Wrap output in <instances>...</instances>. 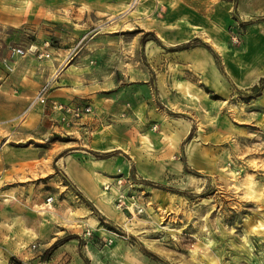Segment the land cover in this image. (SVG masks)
Listing matches in <instances>:
<instances>
[{
  "label": "rangeland",
  "instance_id": "1",
  "mask_svg": "<svg viewBox=\"0 0 264 264\" xmlns=\"http://www.w3.org/2000/svg\"><path fill=\"white\" fill-rule=\"evenodd\" d=\"M183 15L204 29L179 46L134 28ZM17 66L38 86L17 119L41 105L57 127L25 144L41 154L39 213L69 192L99 217L100 232L0 246V264H264V0H0V81ZM62 87L99 98L65 103L99 110L98 134L125 139L134 128L136 154L116 151L101 185L121 220L101 215L58 165L74 140L103 157L82 140L87 115L47 106ZM73 239L76 248L56 256Z\"/></svg>",
  "mask_w": 264,
  "mask_h": 264
},
{
  "label": "crops",
  "instance_id": "2",
  "mask_svg": "<svg viewBox=\"0 0 264 264\" xmlns=\"http://www.w3.org/2000/svg\"><path fill=\"white\" fill-rule=\"evenodd\" d=\"M207 2H212V0H206ZM87 7L89 6H84V9ZM56 15L53 19L57 24L67 20V17H63L62 14ZM187 18L186 20L183 15V17L177 16L174 20L168 19L169 21L148 19L142 24L134 25V28L138 26L147 33H154L168 46H179L200 35L199 29H204V25H201V21L195 16L191 15ZM35 46L38 50L42 49L38 44ZM18 67L15 68L13 75L2 76L4 80L0 81V246L17 250L41 239L47 247L51 242L61 239L62 234L60 233L76 236L88 228L96 231L100 223L99 217L91 212L83 201L76 200L74 194L69 192L63 194L60 208L39 213L41 204H44L41 199V174L39 172L41 154L40 150L32 147L30 143L31 147H26L25 144L34 140V136L41 131L42 127L49 135L55 132L57 127L50 120H42L44 118L42 113L46 109L41 105H36L23 120L17 119L26 106L32 103L38 87L37 84H27L26 80L25 82L20 80L18 74L21 68ZM61 90H64L62 94L59 92ZM117 93L119 94V92L114 93V97L120 101L122 96ZM94 99L99 100L94 96L74 99L73 92H68L66 87H62L50 93L47 106L55 102L70 104L71 102L77 103L76 101L92 106V102L88 101ZM119 111L120 109L117 110ZM92 112L91 115L84 116L81 120L86 124V127L82 129L86 137L82 140L87 141L89 146L87 149L103 157H94L85 149L81 140H74L71 146L64 148L70 151L59 157L58 165H62L68 181L83 194L86 200L94 203V207L101 215L114 221L121 220L111 206L109 193H104L101 185L107 184L109 176L107 177L106 174L111 173V170L107 173L105 168H111L115 161L120 162L118 156L115 155L116 151L136 154L135 143H132L134 139H131L132 136L135 137L134 128L130 129L129 124L130 132L123 135L125 139H122L120 135L119 137L113 136L112 133L98 134L100 111L93 108ZM110 158L115 160H110ZM52 170L48 166L47 173L50 174ZM52 180L54 183L57 182V178H52ZM62 189L66 191L67 187H62ZM43 213H46L49 218L47 224L41 222ZM98 232L100 231H96L97 235H99ZM75 240H70L68 244L63 245L56 252V256L62 254L65 249L76 248Z\"/></svg>",
  "mask_w": 264,
  "mask_h": 264
},
{
  "label": "built area",
  "instance_id": "3",
  "mask_svg": "<svg viewBox=\"0 0 264 264\" xmlns=\"http://www.w3.org/2000/svg\"><path fill=\"white\" fill-rule=\"evenodd\" d=\"M14 53H21V50H14ZM40 103L44 102V99L41 97L38 99ZM52 108L56 111L59 112L60 114H62L63 116H68L70 118H80L82 115H89L91 113V109L89 107H78V106H73V105H65V104H57L54 103L52 104ZM53 205V199L52 198H48L46 199L45 202V206L46 207H51Z\"/></svg>",
  "mask_w": 264,
  "mask_h": 264
},
{
  "label": "trees",
  "instance_id": "4",
  "mask_svg": "<svg viewBox=\"0 0 264 264\" xmlns=\"http://www.w3.org/2000/svg\"><path fill=\"white\" fill-rule=\"evenodd\" d=\"M254 89H256V87H254L252 90H254ZM57 242L53 245V246H51L48 250H47V253L48 254H51L55 249H56V247H57ZM44 260H46V257H44Z\"/></svg>",
  "mask_w": 264,
  "mask_h": 264
}]
</instances>
